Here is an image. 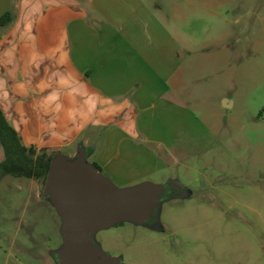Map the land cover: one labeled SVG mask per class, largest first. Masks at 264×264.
Wrapping results in <instances>:
<instances>
[{"label":"crops","instance_id":"obj_1","mask_svg":"<svg viewBox=\"0 0 264 264\" xmlns=\"http://www.w3.org/2000/svg\"><path fill=\"white\" fill-rule=\"evenodd\" d=\"M163 9L162 0H0V18L10 13L0 26V108L24 144L69 158L83 146L123 187L170 183L160 152L190 159L203 147L192 140L212 130L182 100L194 96L191 52Z\"/></svg>","mask_w":264,"mask_h":264},{"label":"rangeland","instance_id":"obj_2","mask_svg":"<svg viewBox=\"0 0 264 264\" xmlns=\"http://www.w3.org/2000/svg\"><path fill=\"white\" fill-rule=\"evenodd\" d=\"M162 3L166 24L191 52L194 96L182 100L212 132L192 140L203 147L190 159L160 152L172 179L166 184L174 192L187 186L183 197L164 199L155 222H122L95 242L122 264H264V0ZM147 182L163 183L160 176ZM43 191L25 177L0 182V264H58L63 218Z\"/></svg>","mask_w":264,"mask_h":264},{"label":"water","instance_id":"obj_3","mask_svg":"<svg viewBox=\"0 0 264 264\" xmlns=\"http://www.w3.org/2000/svg\"><path fill=\"white\" fill-rule=\"evenodd\" d=\"M88 155V149L81 146L74 158L61 151L52 158L43 196L56 204L64 238L54 257L58 264H122L96 244V234L126 221L155 222L162 201L176 192L168 184L151 182L119 188Z\"/></svg>","mask_w":264,"mask_h":264},{"label":"trees","instance_id":"obj_4","mask_svg":"<svg viewBox=\"0 0 264 264\" xmlns=\"http://www.w3.org/2000/svg\"><path fill=\"white\" fill-rule=\"evenodd\" d=\"M10 22V13L0 18V26ZM0 143L5 157L0 162V182L6 176L25 177L33 179L45 186L52 158L55 154L47 149L38 150L24 144L21 136L10 124L5 113L0 108ZM101 170L100 166L94 164Z\"/></svg>","mask_w":264,"mask_h":264}]
</instances>
